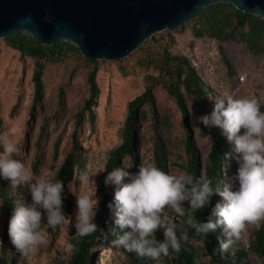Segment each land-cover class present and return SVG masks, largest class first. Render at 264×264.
Returning a JSON list of instances; mask_svg holds the SVG:
<instances>
[{"label": "rangeland", "instance_id": "374dc122", "mask_svg": "<svg viewBox=\"0 0 264 264\" xmlns=\"http://www.w3.org/2000/svg\"><path fill=\"white\" fill-rule=\"evenodd\" d=\"M199 24L184 23L175 30H166L146 40L131 55L124 59L98 60L97 82L99 93L91 112L86 109L90 97L88 74L93 68L83 54L71 52L61 61L45 63L43 71L42 98L35 105L33 97L35 59L23 56L5 39H0V132L9 130L19 137L21 152L16 157L22 160L33 178L56 180V174L70 153L81 158V163L65 183L67 197L66 214L72 221L48 227V238L30 256L20 255L18 264H68L71 253V238L76 235V200L81 191L79 169L89 167L97 183L100 205L104 195L98 189L99 177L105 171L109 153L122 143V128L128 115L129 103L152 87L154 106L144 104L138 119L137 144L133 156L125 157L119 166L136 171L140 164L159 166L156 151H159L166 171L175 174L186 172L189 154L186 149L188 129L184 126L183 114L173 95L167 89L171 77L161 70L165 51L173 56L187 57L198 68L204 83L210 89L208 97L223 93L241 97L254 95L259 98L264 110V42L257 50H251L243 40L218 41L208 36L197 37ZM225 57L231 62L229 68ZM164 83V84H163ZM167 83V84H165ZM207 97L208 114L214 100ZM190 119L189 132L204 173L209 159L213 135L221 132L218 127L207 128L199 123L201 116L186 100ZM203 114V115H204ZM81 117V118H80ZM81 119V121H80ZM243 131V130H242ZM225 138V137H224ZM225 144L235 159L234 145L225 138ZM237 167L228 166L226 180L238 187L234 177ZM226 170V169H225ZM3 180H0V185ZM16 199L25 197L31 202L27 185L14 188ZM105 192L114 201L115 186H105ZM223 197L220 196V201ZM0 192V252L2 235L7 216L2 211ZM187 206V205H186ZM109 218L114 221L113 213ZM180 222L181 217L170 215ZM264 225V220L249 224L235 244L248 250L251 264H264V257L249 249L253 232ZM110 231V228H108ZM162 233V232H158ZM157 233V235H158ZM106 244L98 243L93 252L92 264H131L134 252L112 244V233L105 234Z\"/></svg>", "mask_w": 264, "mask_h": 264}, {"label": "clouds", "instance_id": "9594fccd", "mask_svg": "<svg viewBox=\"0 0 264 264\" xmlns=\"http://www.w3.org/2000/svg\"><path fill=\"white\" fill-rule=\"evenodd\" d=\"M208 99L214 100L212 111L197 120L207 128L218 127L234 145L239 165L234 179L238 187L225 183L222 190L220 186L213 188V181L204 175L175 174L155 164H140L134 172L117 166L104 177L105 186H115L114 201L108 206L121 234L112 241L113 245L161 264V258L168 256L170 250H181L188 229L208 235L222 228L224 238H218L219 248L226 252L249 224L264 220L261 102L254 95L235 97L227 93ZM20 152L19 137L9 130L0 132V180L9 181L14 188L26 184L31 194V202L24 196L13 202L8 224L11 244L28 257L47 242L48 227L65 225L73 217L64 209V181L33 178L25 163L16 158ZM225 156L230 158L232 153ZM97 174L87 166L79 169L81 191L76 195L75 228L80 237L89 236L98 228L100 198L93 179ZM217 193L223 202H217L206 219H198L197 212L210 206ZM172 214L186 219L177 222L169 218ZM158 232H162L163 239L158 238Z\"/></svg>", "mask_w": 264, "mask_h": 264}, {"label": "trees", "instance_id": "16d2710c", "mask_svg": "<svg viewBox=\"0 0 264 264\" xmlns=\"http://www.w3.org/2000/svg\"><path fill=\"white\" fill-rule=\"evenodd\" d=\"M191 22L199 24V27L195 29L197 37L208 36L211 39L222 42L232 39L243 40L251 50L259 49L264 42V19L237 9L230 3H216L205 6L186 23ZM6 41L23 56L31 57L36 61L33 76L35 87L33 103L35 105L42 98V78L45 63L61 61L71 52L82 54L80 49L71 42L43 45L30 35L8 37ZM162 57L160 68L164 71V75L171 77V82L167 85V89L179 105L183 114L184 126L188 129L186 149L189 154V160L188 165L184 168L187 173L195 176L204 175L210 178L213 181V188L218 186L222 188L223 182L226 181L223 178V174H227V167L230 165L233 167L238 166L236 159H232L227 164L230 158H226L225 153H230V151L225 144L224 136L221 135V132L213 135L209 159L204 173H201L200 160L188 128L190 113L186 100L189 101L195 112L203 115L208 108L207 97L210 94V89L205 85L198 68L187 57L173 56L167 51L163 53ZM85 59L93 65L88 74L90 97L86 101V109L91 112L89 118L93 122L92 106L95 104V99L99 93L97 82L98 60L87 57ZM225 62L229 68H232L231 62L226 57ZM144 104L154 106L152 87H148L143 94L137 96L129 103L128 115L122 128V143L109 153L105 171L99 177L98 189L104 195V200L96 217L97 231L86 237H80L76 234L71 238V253L68 264H92L93 252L97 244H106L105 234L107 232L108 234L112 233L113 239H116L121 234L118 226L109 218V214L113 212L108 205L113 201L104 190V177L107 171L119 166L125 157L133 156L137 144L138 119L142 113L141 107ZM156 155L160 168L166 171L162 155L159 151H156ZM80 163L81 158H78L74 153H70L58 170L56 180L61 179L65 184L67 178H71L75 170L81 166ZM0 192L2 198L1 208L7 216L2 235L0 264H18L21 253L11 244L8 235V224L14 207L13 202L16 200L15 190L9 181L3 180L0 185ZM63 195L64 208H67L68 195L66 194V188ZM219 201L220 195L218 193L214 194L211 205L198 211L196 214L197 218L206 219L211 212V208ZM108 228H110L111 232L108 231ZM252 236L253 239L249 249L255 251L258 256L264 257V225L256 229ZM158 238L163 239V234L158 233ZM218 238H224L222 228H218L215 232L208 235L197 234L194 230L188 229L187 239L181 241V250L179 252L170 250L168 256L161 258V264H251L247 249L236 247V242L226 252L221 251ZM130 262L131 264H154V261L149 258L139 257L135 253L131 256Z\"/></svg>", "mask_w": 264, "mask_h": 264}, {"label": "water", "instance_id": "95a60500", "mask_svg": "<svg viewBox=\"0 0 264 264\" xmlns=\"http://www.w3.org/2000/svg\"><path fill=\"white\" fill-rule=\"evenodd\" d=\"M216 3L264 19V0H0V39L30 35L43 45L71 42L89 59L114 61Z\"/></svg>", "mask_w": 264, "mask_h": 264}]
</instances>
